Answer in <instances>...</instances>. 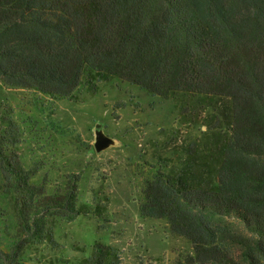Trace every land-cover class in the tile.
<instances>
[{"label": "trees", "instance_id": "16d2710c", "mask_svg": "<svg viewBox=\"0 0 264 264\" xmlns=\"http://www.w3.org/2000/svg\"><path fill=\"white\" fill-rule=\"evenodd\" d=\"M114 78L161 99H230L215 181L193 186L153 168L142 173L138 209L199 237L198 264H264V0H0V85L70 100ZM16 136L8 119L0 189L12 195L19 239L0 264H25L26 239L53 244L61 213L91 212L77 204L74 174L59 194L40 198L11 149ZM109 250L96 241L80 264H106Z\"/></svg>", "mask_w": 264, "mask_h": 264}, {"label": "rangeland", "instance_id": "374dc122", "mask_svg": "<svg viewBox=\"0 0 264 264\" xmlns=\"http://www.w3.org/2000/svg\"><path fill=\"white\" fill-rule=\"evenodd\" d=\"M8 119L17 132L11 149L40 198L59 194L74 174L77 204L91 210L56 216L53 244L26 239L18 255L23 263L80 264L100 241L110 248L106 264H198L206 248L199 237L168 215H140L142 173L159 168L181 173L193 186L213 183L231 131L228 97L177 92L161 99L118 78L70 100L2 84L0 132ZM96 120L119 147L94 151ZM18 239L12 195L0 189V252Z\"/></svg>", "mask_w": 264, "mask_h": 264}, {"label": "water", "instance_id": "95a60500", "mask_svg": "<svg viewBox=\"0 0 264 264\" xmlns=\"http://www.w3.org/2000/svg\"><path fill=\"white\" fill-rule=\"evenodd\" d=\"M91 131L93 133V148L96 153H101L106 149L121 145V142L117 138L106 134L104 123L100 120L95 121Z\"/></svg>", "mask_w": 264, "mask_h": 264}]
</instances>
